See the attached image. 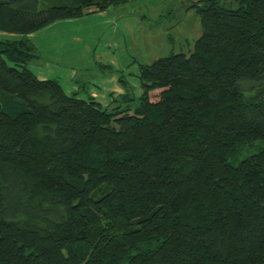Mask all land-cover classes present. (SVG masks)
<instances>
[{
	"label": "trees",
	"instance_id": "trees-1",
	"mask_svg": "<svg viewBox=\"0 0 264 264\" xmlns=\"http://www.w3.org/2000/svg\"><path fill=\"white\" fill-rule=\"evenodd\" d=\"M131 1L0 0V264H264V0L193 4L107 107L29 70L27 35Z\"/></svg>",
	"mask_w": 264,
	"mask_h": 264
},
{
	"label": "rangeland",
	"instance_id": "rangeland-1",
	"mask_svg": "<svg viewBox=\"0 0 264 264\" xmlns=\"http://www.w3.org/2000/svg\"><path fill=\"white\" fill-rule=\"evenodd\" d=\"M198 1H131L111 6L104 14L90 11L70 24L60 25L49 37V52L42 50L41 53L52 62L43 64L48 63L62 73L57 75L55 71H47L46 78L60 76L58 80L66 93L71 92L75 85L74 89L80 91L82 98H86L94 89L107 100V90L115 85L120 88L118 80L121 79L128 84L131 95L137 98L141 94L138 79L140 65H149L172 53L189 55L192 52L193 42L201 35L199 19L195 8H192ZM72 33L80 34V43H73L69 39ZM1 34L0 40L21 36ZM61 40L64 44L57 43ZM56 65L67 71L73 69L76 73L74 82L67 81L65 70ZM261 148V141L245 146L229 163L237 166L246 157L257 154Z\"/></svg>",
	"mask_w": 264,
	"mask_h": 264
},
{
	"label": "crops",
	"instance_id": "crops-1",
	"mask_svg": "<svg viewBox=\"0 0 264 264\" xmlns=\"http://www.w3.org/2000/svg\"><path fill=\"white\" fill-rule=\"evenodd\" d=\"M122 5H124V4H122ZM106 11H104V12H100L101 14H104ZM75 19H68V20H61V21H57V22H55V23H53V24H51V25H48V26H46L45 28H43V29H41V30H39V31H37V32H34V33H32V34H29V35H27L25 38H27L29 41H30V43L33 45V47H34V49H35V52H36V54L38 55V58L37 59H35V60H33L29 65H28V68H29V70L30 71H32V73L36 76V78L38 79V80H48L47 78H46V73H47V71H49V72H51V71H55V73L58 75V74H60V73H62V71H56L55 69H54V67H51L50 65H48V63H46V64H43V63H45V62H49V63H52V62H50L49 60H46L45 58H44V55H42V53H41V51L43 50L45 53H47V52H49V45H50V43H49V37L51 36V34H53L54 33V30H55V28H58L60 25H63V24H70L71 22H73ZM2 34L0 33V36H1ZM52 38L53 39H55L54 37H53V35H52ZM59 39V38H58ZM69 39L70 40H72V42L73 43H76V44H78V43H80L81 42V36H80V34L79 33H72L71 35H70V37H69ZM64 40V39H63ZM63 40H61V41H57V43H61V44H64V41ZM55 43H56V41H55ZM41 63V64H40ZM40 64V65H39ZM38 65H39V69L37 68L38 67ZM56 67H58V68H63L62 66H59V65H56ZM64 69V68H63ZM65 70V69H64ZM65 76H66V80L67 81H71V82H74V80L76 79V73H75V71L73 70V69H71V70H69V71H67V70H65ZM60 77V76H59ZM59 77H56V78H53V79H55V80H58V78ZM59 81V80H58ZM60 83V82H59ZM93 83H98V81H93ZM93 86L95 85V84H92ZM62 86V85H61ZM94 87H96L97 89H99L98 88V86H94ZM74 88H76V86L74 85L73 86V90H71V92H69V93H66V94H71V93H73V91L74 92H76V90L74 89ZM64 89V88H63ZM100 90V89H99ZM65 91V90H64ZM108 92H109V94H108V100H107V98H101L100 96H99V93L98 92H96L94 89L93 90H91V94H89V96H91V97H93L94 98V100L96 101V102H98L102 107H107L109 104H110V102H111V100L114 98V97H117V96H119V95H121L122 93H123V89L121 88V86H120V88L118 87V86H112L109 90H107ZM110 94H112V96H110ZM80 98H82L81 96H80ZM101 99H104V100H101Z\"/></svg>",
	"mask_w": 264,
	"mask_h": 264
}]
</instances>
